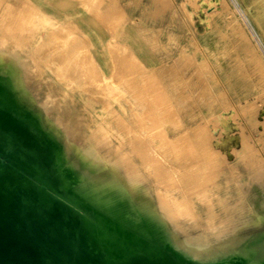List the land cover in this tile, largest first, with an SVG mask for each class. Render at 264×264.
Masks as SVG:
<instances>
[{"label": "rangeland", "instance_id": "1", "mask_svg": "<svg viewBox=\"0 0 264 264\" xmlns=\"http://www.w3.org/2000/svg\"><path fill=\"white\" fill-rule=\"evenodd\" d=\"M173 1L175 49L165 50L175 53L174 106L154 96V85L145 87L149 94L136 91L144 71L137 63L120 77H105L72 22L58 23L31 0L0 1V66L13 67L14 93L41 111L75 157L97 160L100 174L115 172L133 184L153 203L171 237L185 246L175 250L157 240L144 242L134 231L108 238L116 222L106 223L104 213L75 199L76 189L50 144L0 110L2 127L23 128L31 136L24 148L42 158L37 174L21 170L13 146L5 143L0 183L31 178L47 183L106 264H207L204 256L235 235L264 234V177H257L264 167V0ZM80 2L93 11L102 0ZM189 102L192 109H181ZM185 206L192 216L180 208ZM192 254L202 258L190 259Z\"/></svg>", "mask_w": 264, "mask_h": 264}, {"label": "bare ground", "instance_id": "2", "mask_svg": "<svg viewBox=\"0 0 264 264\" xmlns=\"http://www.w3.org/2000/svg\"><path fill=\"white\" fill-rule=\"evenodd\" d=\"M57 26H60V24H58ZM63 29V33L67 32L66 36H70L69 34H71L72 32H68V29L65 27H63ZM10 69L13 70V67L10 66V64L7 62H5V65L0 66V110L4 111L12 118H18L22 120L31 131L35 132L36 135L50 144V148L53 154L56 153L57 157L60 160L59 166L62 170H64L66 178L76 189L74 193H72L75 199H81L85 206L91 207L93 211L97 209L98 211L104 213V219L106 223H111L112 221L116 222V229L107 231L106 236L110 239H117L122 233H126V231L128 233L130 231H134L136 234L141 236L144 242L157 240L160 244L167 243L175 250L185 248V246L182 245L179 241L171 237L169 228L156 210L155 206H153V203L146 196L142 195V193L137 190V188L133 184L125 182L115 172H110L105 175L100 174L99 170H101L102 164H99L97 160H82L79 157H75L73 155L72 146L66 143V141L61 138L59 133L53 127H49L46 124L43 118L44 115H42L41 111H35L29 104L24 101L25 97L14 93V91L12 90V76L11 73H9ZM29 92L30 91L27 90V93ZM3 126L4 127H2V124L0 123V141L2 142H15L19 138L31 139V136H29L23 130V128L18 125L3 124ZM108 134L106 135L108 136ZM13 153L21 163L28 165L31 168L41 165L42 160L40 159V155L34 150H24L20 147L14 146ZM42 163L44 164V162ZM154 165L156 166L155 163ZM263 168L257 171V177H259L260 180L262 179V177H264ZM47 171L49 172L48 168ZM132 171L134 172V170ZM157 171L160 172L159 170ZM154 174L157 175L159 173L155 172ZM50 183H52L51 180ZM162 184L163 183H161V185ZM173 186L174 185H172L171 187ZM0 202L3 204L0 207V250L7 255L19 257L22 264H50L44 244L36 240L33 234V227L49 214V209L45 204V197L43 196L37 185L29 182H11L5 180L0 183ZM187 204H189V202ZM180 208L186 210L185 212L183 211L184 213L190 214L189 212L191 208H189L188 206ZM173 215L174 214H172L171 216ZM192 215L190 214L187 216ZM42 229L45 230L48 234L50 233L45 229L44 226L42 227ZM223 232H220V234ZM253 235H235L233 238L222 242L214 249H212L210 254L204 256L205 258H207L205 260L206 263L264 264V234L258 236ZM179 253H181V251ZM192 255L189 256L190 259H197L199 257L202 258V256H200L199 254H195L194 256ZM113 257H115V255ZM115 258H117V256ZM121 260L123 259H120V261Z\"/></svg>", "mask_w": 264, "mask_h": 264}, {"label": "crops", "instance_id": "3", "mask_svg": "<svg viewBox=\"0 0 264 264\" xmlns=\"http://www.w3.org/2000/svg\"><path fill=\"white\" fill-rule=\"evenodd\" d=\"M31 1L58 23L76 25L105 77H120L135 68L132 63H137L144 71L136 91L154 85L158 93L154 96H159V100L162 96L164 103L175 105L176 87H171L175 79V53L165 50V46L169 52L171 47L173 52L175 49V41L170 40L176 32L173 0H102L93 11L80 0ZM181 109H192L190 102Z\"/></svg>", "mask_w": 264, "mask_h": 264}, {"label": "water", "instance_id": "4", "mask_svg": "<svg viewBox=\"0 0 264 264\" xmlns=\"http://www.w3.org/2000/svg\"><path fill=\"white\" fill-rule=\"evenodd\" d=\"M30 140L31 139L28 138H19L15 142L0 141V150H4V147L2 148V146L5 143L12 145V156L17 167L21 170L26 169L37 174L40 165L31 168L28 165L21 163L13 153L14 146L28 150L24 148L23 142ZM40 159L42 160L41 157ZM41 174H43V172ZM41 176L45 175L43 174ZM5 180L15 182L12 179ZM27 182L37 185L45 197V204L49 209L48 216L44 217L33 227V234L36 240L44 244L50 264H106L101 252L93 246L90 240L84 237V233L79 227L77 220L73 219L61 209L60 202L54 197V192L48 187L47 183L34 178L27 180ZM2 205L3 204L1 203L0 207ZM43 226L50 232L49 234L42 229ZM0 253L3 254L0 261L12 257L16 259L9 264H22L19 257L7 255L1 250Z\"/></svg>", "mask_w": 264, "mask_h": 264}]
</instances>
